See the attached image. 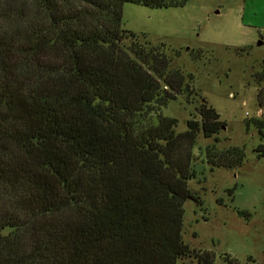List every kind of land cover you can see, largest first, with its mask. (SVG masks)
I'll list each match as a JSON object with an SVG mask.
<instances>
[{"label": "trees", "instance_id": "trees-1", "mask_svg": "<svg viewBox=\"0 0 264 264\" xmlns=\"http://www.w3.org/2000/svg\"><path fill=\"white\" fill-rule=\"evenodd\" d=\"M127 1L187 0H0V264H215L181 230L192 145L225 123L203 97L182 131L159 111L192 74L123 27ZM205 157L235 168L244 149Z\"/></svg>", "mask_w": 264, "mask_h": 264}, {"label": "rangeland", "instance_id": "rangeland-1", "mask_svg": "<svg viewBox=\"0 0 264 264\" xmlns=\"http://www.w3.org/2000/svg\"><path fill=\"white\" fill-rule=\"evenodd\" d=\"M122 25L141 41L164 43L171 64L192 74L188 92L159 110L177 120V131L197 118L202 97L225 123L217 141L200 131L192 145L195 176L187 184L201 202L184 201L182 239L212 252L215 264H227V258L264 264V155L255 150L264 145V106L256 99L257 89L264 90V0H187L169 7L127 1ZM212 143L243 147L242 165L211 170L205 146ZM177 264L200 263L192 254Z\"/></svg>", "mask_w": 264, "mask_h": 264}, {"label": "water", "instance_id": "water-1", "mask_svg": "<svg viewBox=\"0 0 264 264\" xmlns=\"http://www.w3.org/2000/svg\"><path fill=\"white\" fill-rule=\"evenodd\" d=\"M261 43H262V41H261V40H258V41H257V44H261Z\"/></svg>", "mask_w": 264, "mask_h": 264}]
</instances>
